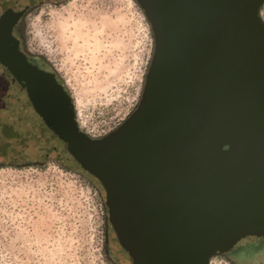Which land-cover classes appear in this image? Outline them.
<instances>
[{"label": "water", "instance_id": "water-1", "mask_svg": "<svg viewBox=\"0 0 264 264\" xmlns=\"http://www.w3.org/2000/svg\"><path fill=\"white\" fill-rule=\"evenodd\" d=\"M133 1L154 39L136 110L90 139L65 87L39 72L43 124L0 123V153L34 154L40 139L38 155L96 179L131 264H208L264 237V0Z\"/></svg>", "mask_w": 264, "mask_h": 264}, {"label": "rangeland", "instance_id": "rangeland-1", "mask_svg": "<svg viewBox=\"0 0 264 264\" xmlns=\"http://www.w3.org/2000/svg\"><path fill=\"white\" fill-rule=\"evenodd\" d=\"M259 17L264 23V5ZM25 30L28 48L56 72L88 138L115 131L136 110L154 39L133 0L46 4L28 16ZM38 140L23 158L0 153V264H131L100 184L55 154L38 155L46 148ZM249 246L264 249V237L240 240L208 264H264V250L234 255Z\"/></svg>", "mask_w": 264, "mask_h": 264}, {"label": "flooded vegetation", "instance_id": "flooded-vegetation-1", "mask_svg": "<svg viewBox=\"0 0 264 264\" xmlns=\"http://www.w3.org/2000/svg\"><path fill=\"white\" fill-rule=\"evenodd\" d=\"M62 1L65 0H0V27L11 29V37L0 30L1 124L8 126L33 121L41 123L36 106L48 94L44 74H54L55 80L61 84L48 61L28 48L25 28L28 16L36 9L50 3L58 5ZM19 105L23 110L18 109ZM19 157L23 158L24 155ZM260 250L264 249L249 246L237 250L234 255L240 259V256L250 255L252 252L255 254ZM228 253L217 255L226 256Z\"/></svg>", "mask_w": 264, "mask_h": 264}, {"label": "trees", "instance_id": "trees-1", "mask_svg": "<svg viewBox=\"0 0 264 264\" xmlns=\"http://www.w3.org/2000/svg\"><path fill=\"white\" fill-rule=\"evenodd\" d=\"M11 113V112H10ZM10 113L8 114V115H10ZM9 123H11V122H9ZM35 124V127H36V129L37 130H39L38 128H37V124H39L40 122H34ZM41 124H43L42 122H41ZM41 135L40 136H42V138H47L48 140H49V144H51V142H52V139L51 138H49L48 136H47V134H45L43 131H40L39 132ZM86 174V173H85ZM88 175V174H87ZM90 176V175H89ZM96 180V179H95ZM98 182V181H97ZM99 184V183H98Z\"/></svg>", "mask_w": 264, "mask_h": 264}]
</instances>
